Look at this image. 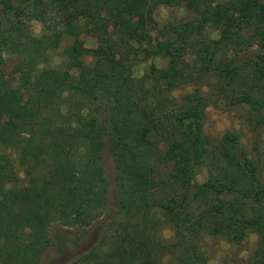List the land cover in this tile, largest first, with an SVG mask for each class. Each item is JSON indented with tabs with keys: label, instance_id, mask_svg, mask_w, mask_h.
Segmentation results:
<instances>
[{
	"label": "trees",
	"instance_id": "obj_1",
	"mask_svg": "<svg viewBox=\"0 0 264 264\" xmlns=\"http://www.w3.org/2000/svg\"><path fill=\"white\" fill-rule=\"evenodd\" d=\"M159 4L186 15L158 25ZM155 56L166 65L133 75ZM218 99L264 130V0H0V264H41L53 224L97 234L68 264H207L205 234L250 230L245 264H264L263 168L237 135L205 134Z\"/></svg>",
	"mask_w": 264,
	"mask_h": 264
},
{
	"label": "rangeland",
	"instance_id": "obj_2",
	"mask_svg": "<svg viewBox=\"0 0 264 264\" xmlns=\"http://www.w3.org/2000/svg\"><path fill=\"white\" fill-rule=\"evenodd\" d=\"M186 15L183 6H167L159 4L152 17L158 25H162L169 20L177 19ZM31 32L38 35L41 32V24L38 21H31ZM211 36H217L215 31H209ZM85 46L94 47L96 38L92 33L84 32L82 35ZM67 44V39H64L59 49L52 52L50 63L60 64L64 56L62 55V48ZM86 62L90 61V57L85 58ZM167 63L166 58L155 56L151 58L142 59L133 67V75L135 77H142L148 71L150 64L156 67H164ZM14 82V81H13ZM247 112L244 107H232L225 103L224 99L212 101L206 108V118L204 122V132L213 141L220 139L225 134H235L239 137L245 150L259 160V164L264 172V130L252 128L246 122ZM0 149L1 146H0ZM14 161L16 181L15 186L20 190H26L27 182L24 176L22 167L18 163V151L9 147L7 148ZM106 173L109 178V196L108 201L111 207L117 201V187L114 182L113 161L108 149L103 154ZM207 177V170L204 166L199 167L196 178L202 182ZM84 227H67L58 224H53L50 229L52 238V245H50L42 254L41 264H68L76 258L77 254L87 245L96 244V232H86ZM82 234V238L76 242V236ZM160 235L165 241L172 239V230L168 223L163 219L160 225ZM257 241V234L254 231H248L245 238L240 243L228 242L220 235L203 236L202 245L206 251L207 264H245V261L250 252L255 248Z\"/></svg>",
	"mask_w": 264,
	"mask_h": 264
}]
</instances>
